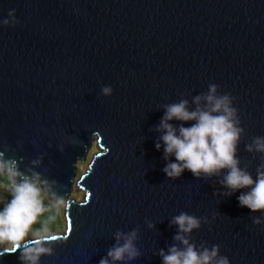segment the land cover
Instances as JSON below:
<instances>
[{"label":"water","instance_id":"water-1","mask_svg":"<svg viewBox=\"0 0 264 264\" xmlns=\"http://www.w3.org/2000/svg\"><path fill=\"white\" fill-rule=\"evenodd\" d=\"M11 10L18 23L5 27ZM210 84L234 98L237 157L255 180L264 156L245 146L264 137V0H0V151L66 201L65 232L43 244L51 254L38 264H99L115 233L132 230L142 255L117 264H162L161 249L183 247L172 224L181 212L201 219L185 234L198 250L218 245L230 264H264V224L251 218L264 214L238 202L247 190L223 195L222 175L170 180L155 147L165 106L186 99L193 110ZM74 185L81 201L69 198Z\"/></svg>","mask_w":264,"mask_h":264},{"label":"clouds","instance_id":"clouds-1","mask_svg":"<svg viewBox=\"0 0 264 264\" xmlns=\"http://www.w3.org/2000/svg\"><path fill=\"white\" fill-rule=\"evenodd\" d=\"M8 17L2 24L14 27L18 23L15 11H9ZM112 91L109 86L102 88L106 97L111 96ZM233 100L229 94H219L217 85L210 84L207 93L193 97V110L189 109L186 99L166 105L164 116L156 128L160 137L155 147L160 151L163 144L164 159L168 161L163 172L170 180L179 179L185 171L198 179L222 175L221 186L227 190L223 195L230 197L246 189L238 197L240 207L248 208L253 214H264V163L257 168L255 180L247 169L240 167L237 149L244 129L240 126ZM172 121L182 123L177 127ZM189 122H192L190 126L185 127L184 124ZM245 150L264 156V137H254ZM173 156L175 162L170 160ZM32 163L39 165L40 160ZM0 174L7 175L12 182L10 199L0 210V245L8 244L10 247L0 251V256L19 251L21 264H38L41 255L51 254V249L44 248L43 244L58 240L56 235H41V230H36L33 243L26 242L30 233H33V226L48 210L44 198L50 199L57 207L66 205V201L51 191L49 181L42 179L39 173L32 172L28 176L21 172L17 160L6 159L4 151H0ZM51 184H56V181ZM251 218L256 226L264 224V218L254 215ZM204 223H208L206 218ZM172 224L178 229L174 240L183 247L173 244L167 251L161 249L159 256L162 264H230L227 257L220 255L218 245L198 250L186 238L185 234L201 228V219L181 212L173 217ZM149 227L154 226L149 224ZM44 231L48 232L47 229ZM115 239L116 244L108 249L99 264H117L125 258L132 261L142 255L135 243L138 239L137 230L128 233L117 231Z\"/></svg>","mask_w":264,"mask_h":264},{"label":"rangeland","instance_id":"rangeland-1","mask_svg":"<svg viewBox=\"0 0 264 264\" xmlns=\"http://www.w3.org/2000/svg\"><path fill=\"white\" fill-rule=\"evenodd\" d=\"M96 146L93 145L92 149L90 150V153L88 154L86 160L82 163H79L77 165V177L76 179L84 172L86 171L89 162L91 161L92 156L96 152ZM81 169H80V168ZM2 176H0L1 178ZM8 177V176H7ZM12 182L8 179L6 182L0 181V210L6 205L10 199V189H11ZM75 186V185H74ZM73 190V189H72ZM84 195V192L81 191L78 194L72 193L70 194L69 198L74 199L76 201H81L82 197ZM44 203L48 210L42 215V221L47 222H39L33 226V233H30L29 237H27V240H34V233L36 230H41V235H58L63 234L66 229V221L64 217V211H65V204H61L59 207H57L53 202L49 201L46 197L44 198ZM44 219V220H43ZM44 229H47L48 232H45ZM10 247L8 244L0 245V251H3L4 248Z\"/></svg>","mask_w":264,"mask_h":264},{"label":"trees","instance_id":"trees-1","mask_svg":"<svg viewBox=\"0 0 264 264\" xmlns=\"http://www.w3.org/2000/svg\"><path fill=\"white\" fill-rule=\"evenodd\" d=\"M0 176H2L1 178H0V181L1 182H6V181H8V179L10 180V178L9 177H7L6 175H3V174H0ZM11 181V180H10ZM40 218H42V216L40 217ZM44 220V219H43ZM40 222H47V221H42V219H40Z\"/></svg>","mask_w":264,"mask_h":264},{"label":"bare ground","instance_id":"bare-ground-1","mask_svg":"<svg viewBox=\"0 0 264 264\" xmlns=\"http://www.w3.org/2000/svg\"><path fill=\"white\" fill-rule=\"evenodd\" d=\"M80 168V167H79ZM81 169V168H80ZM82 190H79V188L77 186L73 187V190L71 191L72 193L78 194L80 193Z\"/></svg>","mask_w":264,"mask_h":264}]
</instances>
